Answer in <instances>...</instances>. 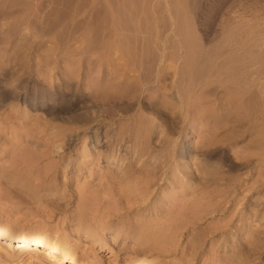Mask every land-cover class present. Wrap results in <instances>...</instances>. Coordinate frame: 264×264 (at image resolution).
Returning a JSON list of instances; mask_svg holds the SVG:
<instances>
[{"label": "rangeland", "instance_id": "374dc122", "mask_svg": "<svg viewBox=\"0 0 264 264\" xmlns=\"http://www.w3.org/2000/svg\"><path fill=\"white\" fill-rule=\"evenodd\" d=\"M126 1L0 0V226L88 264H264V0Z\"/></svg>", "mask_w": 264, "mask_h": 264}, {"label": "bare ground", "instance_id": "6f19581e", "mask_svg": "<svg viewBox=\"0 0 264 264\" xmlns=\"http://www.w3.org/2000/svg\"><path fill=\"white\" fill-rule=\"evenodd\" d=\"M129 1V0H128ZM128 1H126V2H128ZM125 2V4H127V9H129L128 8V6H129V4L128 3H126ZM193 4V3H192ZM130 6H131V4H130ZM123 7H126V5L124 6L123 5ZM132 7V6H131ZM122 9V8H121ZM111 12H112V10H111ZM110 12V13H111ZM124 12H125V10H124ZM113 16V15H112ZM116 16V15H115ZM111 18V17H110ZM109 18V19H110ZM113 18V17H112ZM116 21V23H117V19L115 20ZM114 23V22H113ZM115 23V24H116ZM119 25V24H118ZM116 27V26H115ZM114 27V28H115ZM120 27H121V25H120ZM117 28H119V26L117 27ZM114 30H116V28L114 29ZM118 31L120 30V28L119 29H117ZM118 41H116V43H117ZM123 43V42H122ZM107 46H108V44H106ZM111 46L113 45V44H110ZM115 46V45H114ZM127 46V45H126ZM125 46V47H126ZM130 46V45H129ZM129 46H128V50H129ZM218 46V45H217ZM222 46V45H221ZM110 47V46H109ZM215 47V46H214ZM213 47V48H214ZM107 48V47H106ZM132 47L130 46V51L131 50H133V48L131 49ZM206 48V47H205ZM110 49H112V48H110ZM109 49V50H110ZM116 49V51H120V52H123L124 51V47H122V46H120V45H116L115 47H114V50ZM165 49V48H164ZM209 49V48H208ZM216 49V48H215ZM219 49V48H218ZM217 49V50H218ZM107 50V49H106ZM128 50L126 51V53H128ZM161 50V49H160ZM205 50V49H204ZM203 50V51H204ZM206 50H207V48H206ZM210 50H211V48H210ZM108 51V50H107ZM129 51V52H130ZM215 51V50H214ZM220 51H221V49H220ZM111 52H113V50L111 51ZM207 53H208V51H206ZM213 52V51H212ZM212 52H210V53H212ZM216 52V51H215ZM222 52V51H221ZM205 53V52H204ZM203 53V54H204ZM220 53V52H219ZM125 54V53H124ZM216 54V53H215ZM127 55V54H126ZM129 55V54H128ZM155 54H153V56H154ZM159 55V54H158ZM208 55H210V54H208ZM103 56V55H102ZM107 56V55H106ZM109 56V55H108ZM111 56V55H110ZM121 56V55H120ZM131 56V55H130ZM133 56H134V53H133ZM157 56V55H156ZM162 56V55H161ZM204 56H206V58H207V55H205L204 54ZM211 56V55H210ZM219 56V55H218ZM124 57V56H123ZM157 57H159V58H161L160 56H157ZM202 57V56H201ZM209 57V56H208ZM216 57V56H215ZM250 57H253V56H250ZM108 58V57H107ZM132 59H133V57H131ZM135 58V57H134ZM154 59H155V57H153ZM203 58V57H202ZM212 58H214V57H212ZM211 58V59H212ZM233 58V57H232ZM125 59L127 60V58L125 57ZM136 59V58H135ZM134 59V60H135ZM149 59H150V57H149ZM153 59V60H154ZM157 59V58H156ZM204 59V58H203ZM108 60H109V58H108ZM125 60V61H126ZM131 60V59H130ZM205 60V59H204ZM207 60H209V58L207 59ZM207 60H205V61H207ZM235 60V59H234ZM236 60H238V58L236 59ZM149 61V60H148ZM213 61V60H212ZM128 62H130V61H128ZM154 62H156V61H154ZM153 62V63H154ZM203 62V61H202ZM149 63V62H148ZM147 63V64H148ZM157 63V62H156ZM205 63V62H204ZM155 64V63H154ZM149 65V64H148ZM147 65V66H148ZM158 65V64H157ZM151 64H150V70H151ZM156 66V65H155ZM146 67V66H145ZM148 68V69H149ZM147 69V70H148ZM156 69V68H155ZM165 69V68H164ZM168 69V68H167ZM147 70H145V72L147 71ZM165 72V71H164ZM144 73V72H143ZM264 73V72H263ZM153 75V74H152ZM163 75V74H162ZM162 75L160 74V76L162 77ZM264 75V74H263ZM141 76H143V75H141ZM145 76H147V74L145 75ZM154 76H155V74H154ZM150 77L151 76H149L148 78L150 79ZM153 77V76H152ZM158 78V77H157ZM264 78V77H263ZM141 79V78H140ZM147 79V78H146ZM144 80V79H143ZM142 80V81H143ZM264 80V79H263ZM260 81V80H259ZM262 83V80H261V82H260V84ZM263 85H264V81H263V83H262ZM261 84V85H262ZM139 85V84H138ZM147 85V84H146ZM262 85V86H263ZM262 86H260L261 88H262ZM140 87V86H139ZM257 87V86H256ZM260 87H258V88H260ZM146 88V87H145ZM150 88V87H149ZM263 88H264V86H263ZM152 89V88H151ZM144 90V89H143ZM262 89H260V91H261ZM264 90V89H263ZM262 90V91H263ZM149 91V90H148ZM259 91V90H258ZM261 91V94L260 95H262V93L264 92H262ZM151 92V91H150ZM260 93V92H259ZM185 94V93H184ZM4 95V94H3ZM182 95V94H181ZM5 96H6V94H5ZM256 96H257V94H256ZM172 98V97H171ZM170 98V99H171ZM53 99V98H52ZM60 99H63V98H60ZM260 99V98H259ZM263 100H264V98H262ZM5 99H4V97L2 96V95H0V104H2V102L4 101ZM50 101V100H49ZM53 101V100H52ZM55 101V100H54ZM56 101H58V100H56ZM55 101V102H56ZM51 102V101H50ZM192 102V101H191ZM40 103V102H39ZM196 104V103H195ZM198 104V103H197ZM186 105V104H185ZM188 105V104H187ZM190 105V104H189ZM188 105V106H189ZM197 107H199V106H197ZM49 108H51V107H49ZM190 109V108H189ZM200 109V108H199ZM206 111H208V110H206ZM196 113H198V112H196ZM264 114V113H263ZM199 116V115H198ZM200 118V117H199ZM196 119V118H195ZM98 127H99V125H98ZM95 129V128H94ZM99 130V129H98ZM98 130H96V131H98ZM95 131V132H96ZM94 132V131H93ZM105 136V135H104ZM109 137H110V135H108ZM107 137V136H106ZM123 138V137H122ZM96 139H98V138H96ZM101 139V138H100ZM106 139H108V137L106 138ZM119 139V138H118ZM22 140V139H21ZM98 141V140H97ZM97 141H95L94 143H95V147H97L98 145H97ZM104 141H106L105 139H104ZM108 141V140H107ZM121 141V140H120ZM11 142V141H10ZM17 143V142H16ZM20 143V142H19ZM11 146L10 147H12V142H11V144H10ZM128 146V145H127ZM181 146H182V144H181ZM185 146V145H184ZM15 147H16V145H15ZM185 148V147H184ZM187 149V148H186ZM13 150V149H12ZM16 150H17V148H16ZM190 150V149H189ZM15 151V150H14ZM182 152V151H181ZM180 152V153H181ZM193 153V152H192ZM29 154V153H28ZM181 154H184V153H181ZM189 154H190V151H189ZM197 154H198V152H197ZM22 154H20L19 156H21ZM195 155H196V153H195ZM17 156V155H16ZM15 156V158H17ZM18 156V157H19ZM28 156V155H27ZM188 156V155H187ZM22 157H23V155H22ZM21 157V158H22ZM29 157H31V156H29ZM37 157V156H36ZM39 157V156H38ZM37 157V158H38ZM183 157V156H182ZM186 157V156H185ZM185 157H183V160L184 161H186V158ZM35 158V157H34ZM34 158H32L31 157V159H34ZM37 158H35V159H37ZM189 158H191V160H194L193 161V163L195 162V164H193V163H191V164H193L194 165V167L195 166H197V174H199V175H202V176H204V175H206V173H207V168H206V166H205V161H201L200 163L198 162V161H196V157L195 156H192V157H189ZM19 160V159H18ZM22 160H25V159H21V160H19V161H21V163L23 162ZM179 160V159H178ZM199 160V159H198ZM12 161V160H11ZM28 161V160H27ZM35 161V160H34ZM188 161L189 160H187V163H188ZM13 162H17V159H16V161H12V163ZM25 162H26V160H25ZM32 162V165L34 164L33 163V161H31ZM108 162V161H107ZM192 162V161H191ZM11 163V162H10ZM20 163V162H19ZM20 163V164H21ZM24 163V162H23ZM22 163V164H23ZM30 163V162H29ZM184 163V162H183ZM187 163H186V165L185 166H187ZM16 164V163H15ZM25 164H27V162L25 163ZM31 164V163H30ZM189 164V163H188ZM17 166H18V163L16 164ZM15 165V166H16ZM24 165V164H23ZM28 165V164H27ZM184 165V164H183ZM12 166V165H11ZM22 166V165H21ZM34 166V165H33ZM27 167V166H26ZM29 167V166H28ZM50 167V166H49ZM49 167H47L48 169H49ZM188 167V166H187ZM186 167V168H187ZM193 167V166H192ZM208 168H209V166H207ZM47 168H46V170H47ZM185 168V169H186ZM16 169V168H15ZM18 169V168H17ZM21 169V168H20ZM20 169H18V170H20ZM189 169H191V168H189ZM189 169L186 171V172H189L188 173V175H190L191 173H190V171H189ZM14 170V169H13ZM22 170V169H21ZM24 170H25V168H24ZM28 170V169H27ZM30 171V170H29ZM28 171V172H29ZM183 171V170H182ZM192 171V170H191ZM14 172H17V171H14ZM23 172V171H22ZM25 172H27V171H25ZM45 172V171H44ZM44 172H42V173H44ZM195 172V173H196ZM24 173V172H23ZM39 172H37V174H38ZM41 173V172H40ZM46 173V172H45ZM194 172H193V174H195ZM204 173V174H203ZM15 175H16V173H14ZM26 174V173H25ZM30 174H31V172H30ZM35 174V173H34ZM36 174V175H37ZM192 174V175H193ZM17 175H18V173H17ZM20 175V174H19ZM22 175V174H21ZM28 175V174H27ZM35 175V176H36ZM186 175V174H185ZM187 175V177H189ZM191 175V176H192ZM196 175V174H195ZM29 176H31V175H29ZM33 176V175H32ZM198 176V175H197ZM202 176H200V177H202ZM207 176V175H206ZM199 177V178H200ZM205 177V176H204ZM28 178V177H27ZM31 178V177H30ZM130 178V179H129ZM128 179H125V180H120V182H118L119 184H125V185H127V186H130V185H132V184H134V182L133 183H130V185H128V183L131 181V179L133 178V177H129ZM140 178V177H139ZM138 178V181H135V180H137V177H136V179H132V181H135L136 183H138V184H140L139 183V181H141L142 182V178L141 179H139ZM147 179V178H146ZM188 179V178H187ZM205 179V178H204ZM144 180H145V178H144ZM202 180H203V178H202ZM206 181V180H205ZM144 182V181H143ZM145 183V182H144ZM122 185V186H123ZM135 186V185H134ZM133 186V187H134ZM138 186V185H137ZM121 187V186H120ZM131 187V186H130ZM140 187V186H139ZM123 188H124V186H123ZM134 188H136L137 189V187H134ZM118 189V188H117ZM128 189V191L130 190L129 188H127ZM126 189V190H127ZM116 190V189H115ZM114 190V191H115ZM125 191V190H124ZM211 206V205H210ZM209 208V207H208ZM253 209V208H252ZM256 208H254V210H255ZM258 210V209H257ZM252 211V210H251ZM207 212V211H206ZM255 212V211H254ZM208 214H211V213H208ZM171 222H172V220H171ZM149 229H150V226H149ZM152 229V228H151ZM150 229V230H151ZM154 229V228H153ZM139 230V229H138ZM146 232V231H145ZM142 233H143V231H142ZM151 233V232H150ZM153 233V232H152ZM152 233L150 234V235H152ZM140 236V235H139ZM113 237L114 238H116V237H118V232L116 231V232H114L113 233ZM142 237V236H141ZM144 237V236H143ZM142 237V238H143ZM134 238V237H133ZM136 238V237H135ZM145 238V237H144ZM59 239V238H58ZM57 238L56 239H52V240H50V238L49 237H47V236H44V235H42V234H35V235H30L29 233H27V232H17V231H15V230H12V229H9V228H4V227H2V226H0V253H2L1 255H3V253L4 252H7V253H12L13 254V252L14 253H16L14 256H16V257H14V259L15 258H17V259H15V260H17L18 261V255L19 254H17V253H20L21 255H23V253L24 254H26V260H21V261H19L18 263H20V264H88L87 262H85V260H83L82 258H80V257H78L74 252V250H72V246H71V244H70V242L69 241H67V240H65V239H59L58 240ZM139 239V238H138ZM149 239V238H148ZM140 240V239H139ZM138 240V241H139ZM143 240V239H142ZM145 241V240H144ZM143 241V242H144ZM13 242V244H14V246L15 247H10V245H11V243ZM142 242V243H143ZM140 243V242H139ZM141 243V244H142ZM146 243V242H145ZM144 243V244H145ZM11 254V256H12V258L11 259H13V255ZM21 259L22 258H25V257H21V256H19ZM10 259V260H11ZM13 259V260H14ZM15 260H14V262H15ZM10 262V263H9ZM12 263V264H15V263ZM6 263H9V264H11V261H9V259H8V261L6 262ZM155 263V262H154ZM90 264V263H89ZM135 264H153V261H150V260H146V259H144L143 258V260H140V261H138L137 263H135Z\"/></svg>", "mask_w": 264, "mask_h": 264}]
</instances>
